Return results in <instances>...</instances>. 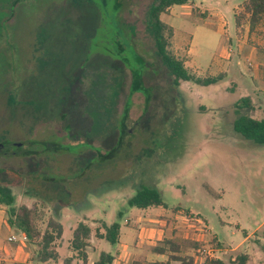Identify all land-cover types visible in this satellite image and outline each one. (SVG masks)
Wrapping results in <instances>:
<instances>
[{
    "label": "rangeland",
    "instance_id": "1",
    "mask_svg": "<svg viewBox=\"0 0 264 264\" xmlns=\"http://www.w3.org/2000/svg\"><path fill=\"white\" fill-rule=\"evenodd\" d=\"M154 1L0 0V188L15 197L7 217L29 206L41 234L62 217L53 264L68 258L79 219L117 223L120 242L99 248L116 256L121 243L135 252L153 217L201 226L206 248L228 249V262L257 245L264 261V145L232 131L239 115L264 118V27L237 31L245 0L172 6L163 17L175 29L172 50L196 76L225 75L208 86L181 82L178 91L147 25ZM131 67L149 69V101L131 88ZM245 97L251 108L238 109ZM142 187L157 189L164 204L129 205Z\"/></svg>",
    "mask_w": 264,
    "mask_h": 264
},
{
    "label": "trees",
    "instance_id": "2",
    "mask_svg": "<svg viewBox=\"0 0 264 264\" xmlns=\"http://www.w3.org/2000/svg\"><path fill=\"white\" fill-rule=\"evenodd\" d=\"M88 2L92 3V0H88ZM186 3L187 0H155L152 3L147 16V25L153 37L157 56L169 71L172 77L173 86L178 91H180L179 86L181 85V82L187 81L196 85L208 86L217 83L225 76L224 73H220L216 77L196 76L191 72L190 68L186 66L185 59L178 56L172 50V39L174 38L175 29L172 25L166 22L163 17L169 13V9L172 6L184 5ZM235 23L238 32L243 31L244 27L248 28L249 35L257 33L258 31L260 32L262 27H264V0H245L240 6V10L235 14ZM124 26L127 27L125 24ZM130 30L134 37V31L131 28ZM120 41V39H117V44L120 47L119 54L122 50V44H120ZM126 46L127 49H132L129 42ZM135 57L136 60L140 62L146 61L144 55H139L137 53ZM148 64L150 65V63ZM143 69L141 68L140 70H137L133 67L128 69L132 75L131 88L133 87L134 90L142 88L147 93L149 101L152 96V89L146 87L142 82L143 72L148 71L149 69ZM251 105L250 98L245 97L239 100L236 107L238 109L251 108ZM124 110L125 113H123V117L125 118L128 105L125 106ZM67 115L68 114L63 111L61 117L65 119ZM232 131L243 139L264 145V118L256 119L249 115H239L232 125ZM122 134L124 135L123 131ZM128 202L129 205L140 209L164 204L160 192L157 189L150 187H142L139 189ZM0 203L6 206L14 205L15 197L11 194L9 188H0ZM36 219L37 213L33 209L22 206L19 209L18 215L15 214V208L12 207L9 211L7 221L10 226L24 232L33 244L37 246L36 260L38 262L45 263L51 260H56L58 258V253L55 250L54 243L61 238L63 233L60 219L58 217H51L47 221L45 230L42 234L39 233L40 230H38L36 226ZM104 229L105 232L103 234H99V231L97 230L96 235L105 238L110 243L118 242L120 228L117 223H113L110 226L105 225ZM90 235L91 228L84 223H79L73 231V237L71 240V248L73 251L77 252V256L85 264L87 263L85 249L88 246ZM164 245L165 247L170 248L171 251H176L178 249V245L174 244L172 241H166ZM154 250L163 253L166 251V248L158 246L154 248ZM237 259L238 264H245L248 258L247 255L242 254L238 256ZM111 260L112 257L109 254H102L100 259L93 264H110ZM206 262L207 264L219 263L216 260H209V258H207Z\"/></svg>",
    "mask_w": 264,
    "mask_h": 264
},
{
    "label": "crops",
    "instance_id": "3",
    "mask_svg": "<svg viewBox=\"0 0 264 264\" xmlns=\"http://www.w3.org/2000/svg\"><path fill=\"white\" fill-rule=\"evenodd\" d=\"M3 205L4 204L0 203V264H53V261H56L60 257L58 249L62 245L61 240L64 229L61 238L56 240L54 243L55 250L58 253V258L56 260L40 263L36 260L37 246L33 244L29 238L27 240H23L22 234L24 232L8 224L7 206L4 205V207H2ZM141 218L142 220H148L147 216H142L139 220H141ZM175 222L184 225V229L178 230V226L175 225ZM60 223L62 225V217L60 218ZM79 223L86 224L84 219H79L76 227ZM149 223L150 225L148 226L147 231L143 234L142 238H137L135 240V252L127 251L126 245L121 243V247L117 251L116 256L107 253L104 249H102V251L99 249L102 245V241L106 239L97 236L96 232L98 230L99 234H103L105 232L104 226L108 225L101 222L97 225H95V223H91V226H89L91 228V235L88 240V246L85 249V253L87 255L86 264L95 263L100 259L102 254H109L112 257L110 264H207L206 257H209V260H216L219 262L217 264H237L234 261L238 258V256L231 257L230 262L227 261L228 257L226 258V255L230 252L228 249L220 246L214 250L206 248L207 246L204 244L211 238L208 239V235L203 233L204 230L201 229V226L188 221L185 222L183 219L161 221L157 218L154 219V217L150 219ZM11 236H16V240L10 241L9 238ZM249 237V235L246 236V239H249ZM120 239L121 234H119L118 242H120ZM212 239L216 240L219 245L220 242L216 237H213ZM71 240L69 242L70 252L68 258L64 261V264H72L73 260L76 258L79 259L78 264H85L77 256V252L73 251L71 248ZM180 240H184L183 243H187V245H189L187 250L181 249L179 244L181 243ZM166 241L174 242V244L178 245V249L176 251H171L170 248L165 247L164 243ZM5 242L16 243V245L9 246ZM158 246L166 248V251L163 253L156 252L154 248ZM261 250L262 248L257 245L254 247L252 254L243 253L244 255H247L248 258L245 264H264V261L259 260L258 257L260 256ZM231 251L233 252L235 249H232ZM95 253H99L98 258L93 257Z\"/></svg>",
    "mask_w": 264,
    "mask_h": 264
},
{
    "label": "built area",
    "instance_id": "4",
    "mask_svg": "<svg viewBox=\"0 0 264 264\" xmlns=\"http://www.w3.org/2000/svg\"><path fill=\"white\" fill-rule=\"evenodd\" d=\"M22 239H23V240H27V239H28V237H27V235H26L25 233L22 234ZM9 240H10V241H15V240H16V236H11V237L9 238Z\"/></svg>",
    "mask_w": 264,
    "mask_h": 264
}]
</instances>
